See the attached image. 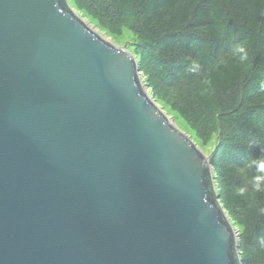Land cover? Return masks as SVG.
Returning a JSON list of instances; mask_svg holds the SVG:
<instances>
[{
    "label": "water",
    "instance_id": "obj_1",
    "mask_svg": "<svg viewBox=\"0 0 264 264\" xmlns=\"http://www.w3.org/2000/svg\"><path fill=\"white\" fill-rule=\"evenodd\" d=\"M67 0H0V264H242L209 157Z\"/></svg>",
    "mask_w": 264,
    "mask_h": 264
},
{
    "label": "trees",
    "instance_id": "obj_2",
    "mask_svg": "<svg viewBox=\"0 0 264 264\" xmlns=\"http://www.w3.org/2000/svg\"><path fill=\"white\" fill-rule=\"evenodd\" d=\"M68 1L107 33L129 29L149 86L198 142L217 135L209 159L241 262L264 264V0Z\"/></svg>",
    "mask_w": 264,
    "mask_h": 264
},
{
    "label": "rangeland",
    "instance_id": "obj_3",
    "mask_svg": "<svg viewBox=\"0 0 264 264\" xmlns=\"http://www.w3.org/2000/svg\"><path fill=\"white\" fill-rule=\"evenodd\" d=\"M74 11L77 13L79 18L84 20L93 29L97 30V32H99L104 38L110 41L111 44L124 46L126 47L127 50H129L130 53H134L133 44L136 41V37L133 35L131 31H129V29H127L126 27H122L118 30L116 34L107 33L105 32L104 29L100 28V26L97 25L96 22L88 20L89 16L85 14H81L80 10L77 11L74 9ZM139 77H140V81L142 82L143 86L147 90L146 93H148V95L155 101V103L162 109V111L169 117V119H171V121L179 128V130H182L184 133H186L188 136H190L193 139V142L196 143L197 147L203 152V154L210 157V153H212L213 149L216 147V144H217V141H216L218 140L217 135L211 136L210 139L207 140L205 144L198 142L197 139L194 138L193 132L190 129L192 126V123L189 120H187L185 117H183L181 113H179L177 110L172 108L171 104L173 103V100H171V98L169 99L168 97H166L163 91L158 92V89L155 88V86L153 85V82H151L152 87H150L149 84L147 83V80H146L147 78L143 72L139 71ZM228 220L231 225V228H233V233H234V236L236 237L235 241L238 245L239 243L238 240L240 238L241 229H239V225H237L230 217H228Z\"/></svg>",
    "mask_w": 264,
    "mask_h": 264
},
{
    "label": "bare ground",
    "instance_id": "obj_4",
    "mask_svg": "<svg viewBox=\"0 0 264 264\" xmlns=\"http://www.w3.org/2000/svg\"><path fill=\"white\" fill-rule=\"evenodd\" d=\"M67 2H68V0H67ZM68 4H69V2H68ZM70 5V4H69ZM71 8V7H70ZM73 9V8H72ZM74 10V9H73ZM76 13V12H75ZM77 14V13H76ZM91 27V26H90ZM96 32H97V30H96ZM99 33V32H98ZM101 35V34H100ZM102 36V35H101ZM106 39V38H105ZM107 40V39H106ZM110 42V41H109ZM114 45H116V44H114ZM117 46H120V45H117ZM122 47H124V46H122ZM126 48V47H125ZM129 51V50H128ZM131 54H133V53H131ZM133 56H134V54H133ZM135 57V59H136V56H134ZM136 63H137V68H138V62H137V59H136ZM139 68H138V72H137V74L139 75ZM148 94V93H147ZM206 156V155H205ZM207 157H209V156H207ZM210 158V157H209ZM209 164H210V159H209ZM210 167H211V164H210ZM213 169H212V167H211V173H212V176L214 177V175H213ZM213 179V178H212ZM214 180V179H213ZM214 183H215V180H214ZM217 190V187H216V184H215V190L214 191H216ZM216 193H217V191H216ZM218 195V194H217ZM220 201V200H219ZM222 206V205H221ZM224 209V208H223ZM225 213H226V211H225ZM226 215H228V214H226ZM229 217V216H228ZM235 240H236V237H235ZM239 257H240V251H239Z\"/></svg>",
    "mask_w": 264,
    "mask_h": 264
},
{
    "label": "clouds",
    "instance_id": "obj_5",
    "mask_svg": "<svg viewBox=\"0 0 264 264\" xmlns=\"http://www.w3.org/2000/svg\"><path fill=\"white\" fill-rule=\"evenodd\" d=\"M236 51H238L239 53L243 54V55H241V59H242V60L247 58V55H246V52H245V48H244V47L240 46V47H238V48L236 49ZM259 167H260L261 169H264V163H261V164L259 165ZM256 187H257V189H259V184H257Z\"/></svg>",
    "mask_w": 264,
    "mask_h": 264
}]
</instances>
